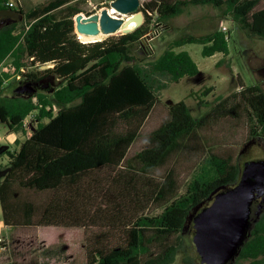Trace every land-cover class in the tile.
Wrapping results in <instances>:
<instances>
[{
  "label": "trees",
  "instance_id": "obj_1",
  "mask_svg": "<svg viewBox=\"0 0 264 264\" xmlns=\"http://www.w3.org/2000/svg\"><path fill=\"white\" fill-rule=\"evenodd\" d=\"M70 1L45 0L23 11L16 3L9 6V0H0V11L9 8L23 13L21 19L0 27V64L7 58L11 60L10 68L0 71V121L10 130H18L34 111L37 121L17 150L0 148V154L9 157L8 171L0 178L2 222L8 228L52 224L57 221L55 214L63 209L62 205L73 204L76 197L57 199L41 207L32 199L21 198L19 186L33 191L65 186L72 195L80 175L100 167L152 174L191 147V140L199 130L231 114L227 99L221 97L197 118L184 100L173 102L158 126L148 133L146 146L128 157L131 144L157 101L156 91L165 84L161 78L177 82L200 72L186 50L174 48L198 43L202 45V56L229 52L227 31L216 27L204 34L175 38L162 54L145 62L133 47L149 31L153 20L148 11L156 10L155 22L166 24L188 5H210L220 10L221 17L230 18L250 35L264 38V7L257 8L260 0H147L140 1L144 21L133 31L81 42L74 24V16L80 9ZM133 22L132 27L137 20ZM47 63H53L52 67L42 71L27 69ZM17 74L22 76L15 78L17 83L54 77L61 84L32 95L4 93V82ZM212 90V86L206 87L201 94ZM236 95L248 108L249 140H264L261 85L241 86L232 96ZM240 169L241 165L231 157L210 152L180 194L174 169H169L152 192V200L163 206L162 211L137 216L120 227V242L110 248L100 244L90 250L85 264H171L184 240L179 232L188 216L209 204L215 189L234 185ZM253 204L256 207L257 202L254 200ZM174 234L176 240L169 242ZM157 245L160 249L153 252L152 247ZM183 262L201 264L193 257H184ZM233 264H264V210Z\"/></svg>",
  "mask_w": 264,
  "mask_h": 264
},
{
  "label": "rangeland",
  "instance_id": "obj_2",
  "mask_svg": "<svg viewBox=\"0 0 264 264\" xmlns=\"http://www.w3.org/2000/svg\"><path fill=\"white\" fill-rule=\"evenodd\" d=\"M9 1L27 11L45 0ZM90 1L96 4L95 8L87 0H71L70 4L78 6L79 13L84 16L110 7L100 4V0ZM261 7H264V0H260L257 5V8ZM133 21L131 22L134 23ZM10 23L11 20L3 21L1 26ZM155 25L156 22L151 21L148 26L149 36L135 43L133 47L134 52L143 57L145 62L162 54L168 48L169 42L175 38L185 34H204L216 27L227 31L229 52L227 55L215 53L212 56H202V45L198 43H186L174 48L175 51L186 50L200 72L196 76H184L177 82L161 78L165 84L156 91L157 101L140 127L139 135L131 144L128 157L146 146L148 133L158 126L166 116L168 105L173 102L184 100L197 118L221 97L227 99L226 104L231 107V114L218 119L208 128L199 130L191 140V147L184 149L180 155L158 167L152 174H142L125 168L100 167L81 174L75 194L71 192L72 195L66 192L65 186L44 191H33L19 186L17 190L21 198L32 199L41 207L52 204L57 199L63 201L76 197L74 201L71 200L73 204L68 205L67 202L66 206L62 205L63 209L55 214L57 221L52 224L3 229V234L9 238V248L0 255V264H85L90 250L100 244L101 247L110 248L120 242V227L130 224L137 216H152L162 211L163 206H158L152 200V192L169 169H174L180 194L200 171V166L210 152L229 156L241 166L247 160L264 159V149L248 138L246 104L239 95L232 96L241 86L258 83L264 90V38L250 35L230 18L221 17L220 10L210 5H188L182 14L169 18L166 24L157 27ZM120 34L122 33L113 32L104 38L117 37ZM76 37L79 39L77 33ZM10 63L9 58L5 59L0 64V70L10 68ZM52 65L53 63L34 65L27 69L42 71ZM60 84L53 77L52 82H48L45 88H56ZM16 85L15 77L10 78L4 82V93L13 92ZM209 86L213 90L202 95L201 91ZM198 99L206 101L207 104L199 103ZM28 136L29 133H23L20 129L10 130L6 123L0 121V148L5 146L4 149L17 150ZM8 168V155L0 154V178L7 173ZM11 176L14 178V174ZM194 213L196 211L188 216L179 232L184 240L171 264H184V257L199 260L192 243L194 228L191 218ZM2 223L0 208V224ZM175 240L176 234L169 237V242ZM159 249L158 245L152 247L153 252Z\"/></svg>",
  "mask_w": 264,
  "mask_h": 264
},
{
  "label": "water",
  "instance_id": "obj_3",
  "mask_svg": "<svg viewBox=\"0 0 264 264\" xmlns=\"http://www.w3.org/2000/svg\"><path fill=\"white\" fill-rule=\"evenodd\" d=\"M110 7L130 17H113L107 8L89 16L77 13L74 16L75 32L97 34L100 31L109 34L122 27L124 34L133 31L144 21L140 0H113ZM0 14L18 20L23 17L21 11L11 9L3 10ZM135 19V26L125 27ZM33 91L32 83L25 82L16 86L12 93L32 95ZM255 196L261 197L262 204L258 209L252 208ZM209 200V204L191 218L194 228L192 243L201 264H233L264 208V159L245 161L237 182L230 187L215 189Z\"/></svg>",
  "mask_w": 264,
  "mask_h": 264
},
{
  "label": "built area",
  "instance_id": "obj_4",
  "mask_svg": "<svg viewBox=\"0 0 264 264\" xmlns=\"http://www.w3.org/2000/svg\"><path fill=\"white\" fill-rule=\"evenodd\" d=\"M113 0H100L99 1V3L100 4H107V5H109L110 6V3L112 2ZM87 2L89 3V5H91L92 6V8H95L96 6V4H92V2L90 1V0H87ZM9 6H14V3L12 2V1H9L8 3H7ZM95 14V13H94ZM148 14L149 15H151L152 16V22H155V19H156V16H157V13H156V10H154V11H148ZM152 24V23H151ZM160 24H158V23H156V27L157 26H159ZM154 32H156V34H157V31H156V29H154L153 30ZM149 32H150V30L146 33V34H144L142 37H141V39H143V38H146L147 36H149ZM1 71V70H0ZM15 78L16 79H20L21 78V75L20 74H17L16 76H15ZM32 114V113H31ZM31 114L30 115H28L24 120H23V122H22V124H21V128H20V130L21 129H26V132H23L22 130V132L23 133H29V135H30V133H31V131L33 130V128H34V126L36 125V119L33 117V116H31ZM32 117V118H31ZM7 228V226L4 224V223H2V224H0V255L1 254H3V253H5L6 251H7V249L9 248V238H8V236L7 235H5V234H3V229H6Z\"/></svg>",
  "mask_w": 264,
  "mask_h": 264
},
{
  "label": "flooded vegetation",
  "instance_id": "obj_5",
  "mask_svg": "<svg viewBox=\"0 0 264 264\" xmlns=\"http://www.w3.org/2000/svg\"><path fill=\"white\" fill-rule=\"evenodd\" d=\"M5 10H9V8H6ZM1 12V11H0ZM8 20H11V21H13V20H17V19H14V18H12V17H9V16H6V15H3V14H0V27H1V22H3V21H8ZM22 80V79H21ZM45 80H47L48 82H52V78L51 77H41L40 79H38V80H30V79H28V80H25V81H23V82H21V83H17V85L16 86H18L19 84H22V83H25V82H31L32 83V86H33V89H34V91H33V93H36V92H38L40 89H43V87L45 88V87H47L48 86V82L47 81H45ZM43 81H45V82H43ZM15 86V87H16ZM14 87V88H15ZM20 95H27V94H20ZM258 140V141H257ZM257 140H254L257 144H259L263 149H264V140H262V139H260V138H258ZM254 200L257 202V205H256V207H254L253 205V203H254ZM253 203H252V208L253 209H258L259 207H260V205L262 204L261 203V197H254V199H253ZM262 210H264V208L262 209ZM261 210V211H262ZM261 211H260V213H261ZM259 213V214H260ZM259 216V215H258Z\"/></svg>",
  "mask_w": 264,
  "mask_h": 264
},
{
  "label": "bare ground",
  "instance_id": "obj_6",
  "mask_svg": "<svg viewBox=\"0 0 264 264\" xmlns=\"http://www.w3.org/2000/svg\"><path fill=\"white\" fill-rule=\"evenodd\" d=\"M108 13L113 16V17H124V19L129 18L130 16H126L123 15L121 13H119L118 11H116L113 7H109L108 9ZM133 23L130 21L125 27H132ZM123 28L120 27L116 32H121L122 33ZM111 34V33H109ZM108 34H105L103 32H98L97 34H84V33H78V37L81 41L83 42H89V41H95V40H100L103 39L105 36H107ZM50 66V65H49Z\"/></svg>",
  "mask_w": 264,
  "mask_h": 264
},
{
  "label": "crops",
  "instance_id": "obj_7",
  "mask_svg": "<svg viewBox=\"0 0 264 264\" xmlns=\"http://www.w3.org/2000/svg\"><path fill=\"white\" fill-rule=\"evenodd\" d=\"M9 229H12V230H13V229H15V228H9Z\"/></svg>",
  "mask_w": 264,
  "mask_h": 264
}]
</instances>
